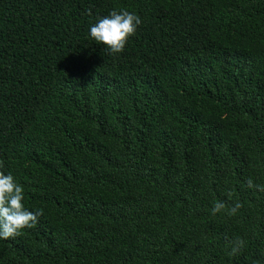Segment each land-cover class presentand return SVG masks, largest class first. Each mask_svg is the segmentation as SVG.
Segmentation results:
<instances>
[{
    "label": "trees",
    "instance_id": "trees-1",
    "mask_svg": "<svg viewBox=\"0 0 264 264\" xmlns=\"http://www.w3.org/2000/svg\"><path fill=\"white\" fill-rule=\"evenodd\" d=\"M0 161L43 211L0 264H264V0H0Z\"/></svg>",
    "mask_w": 264,
    "mask_h": 264
},
{
    "label": "clouds",
    "instance_id": "clouds-1",
    "mask_svg": "<svg viewBox=\"0 0 264 264\" xmlns=\"http://www.w3.org/2000/svg\"><path fill=\"white\" fill-rule=\"evenodd\" d=\"M89 15L91 12L89 11ZM141 18L127 10H113L108 16L98 18V22L90 28V36L98 45H104V51L109 55H118L124 52L129 38L133 37ZM3 162L0 161V168ZM250 189L264 192V185L255 184L251 178L247 181ZM232 193H229L231 197ZM24 189L15 182L11 174L0 171V239H14L20 235L21 231L34 229L37 226L39 217L43 215L42 210L29 211L23 204ZM243 205L236 202L228 208L227 214L235 216ZM226 208L224 202H217L211 212L215 216ZM231 252L229 255L235 256L245 247V241L240 238L229 241ZM259 264V262H257Z\"/></svg>",
    "mask_w": 264,
    "mask_h": 264
}]
</instances>
